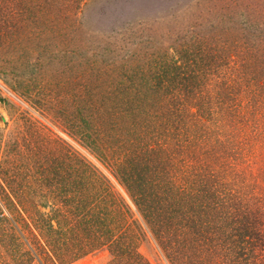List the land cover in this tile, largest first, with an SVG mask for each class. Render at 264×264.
Wrapping results in <instances>:
<instances>
[{"label":"trees","instance_id":"1","mask_svg":"<svg viewBox=\"0 0 264 264\" xmlns=\"http://www.w3.org/2000/svg\"><path fill=\"white\" fill-rule=\"evenodd\" d=\"M27 1L20 12L42 23L40 40L57 35L54 24L62 27L83 0ZM10 2L0 0V37L16 12ZM174 4L163 3L146 31L151 21L139 22L134 39L117 30L96 44L94 123L76 118L82 139L172 264H264V0ZM64 27L78 31L69 21ZM95 171L81 160V202H62L49 215L26 208L31 202L18 198L15 183H0L2 195L17 200L9 218L0 210L7 253L0 264H68L105 245L107 264H149L131 204ZM85 182L91 188L82 193ZM87 198L91 208L78 210Z\"/></svg>","mask_w":264,"mask_h":264},{"label":"rangeland","instance_id":"2","mask_svg":"<svg viewBox=\"0 0 264 264\" xmlns=\"http://www.w3.org/2000/svg\"><path fill=\"white\" fill-rule=\"evenodd\" d=\"M22 1L10 2L16 12L11 13L10 24L0 37V183H15L19 189V197L14 193L15 197L31 202L26 208L49 215L62 202H81L77 169L83 160L96 175L108 178L131 204L133 218L143 233L137 239L138 250L149 264H172L107 164L90 141L82 139L85 132L76 118L82 116L88 122L91 117L94 123L91 87L95 79L90 61L96 44L117 30L127 29L126 35L132 32L134 39L136 31L132 30L139 22L151 21L141 23L146 31L164 13L163 3L173 6L182 0H83L78 11L65 12L77 33L67 31L64 24L68 21L62 20V27L54 24L57 35L40 40L35 32L42 23L35 25L28 13L20 12ZM28 1L33 6L32 0ZM59 7L63 6L51 10L54 20L59 19ZM34 10L44 18L45 8L38 5ZM56 58L61 59L59 65L52 64ZM88 182L82 193L90 191ZM13 201L17 200L3 196L0 190V210L8 218ZM86 203L90 209L92 198L85 199L78 210ZM2 231L0 223V259L7 258ZM111 257L105 245L68 264H107Z\"/></svg>","mask_w":264,"mask_h":264}]
</instances>
